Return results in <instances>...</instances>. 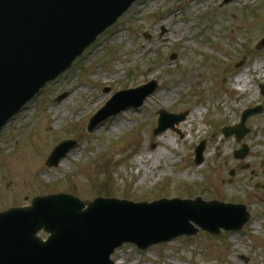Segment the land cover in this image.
<instances>
[{
	"label": "rangeland",
	"instance_id": "rangeland-1",
	"mask_svg": "<svg viewBox=\"0 0 264 264\" xmlns=\"http://www.w3.org/2000/svg\"><path fill=\"white\" fill-rule=\"evenodd\" d=\"M263 37L264 0L135 1L0 131V210L62 192L85 202L99 195L135 202L196 196L241 202L248 204L251 218L239 231L217 237L199 231L146 250L124 244L111 259L115 264H264V203L252 194V184L264 181L259 89L264 46L256 49ZM241 73L247 80L242 91L236 87L243 80L235 82ZM148 81L157 87L141 107L120 111L86 131L90 116L115 91ZM168 89L171 96L163 102ZM256 106L261 110L247 119L249 133L240 143L221 134ZM159 109L188 115L175 131L154 136ZM62 139L77 140V147L62 164L48 168L44 161ZM202 140L203 161L197 165L194 150ZM242 144L249 151L236 160L233 150ZM193 218L185 211L178 220Z\"/></svg>",
	"mask_w": 264,
	"mask_h": 264
},
{
	"label": "water",
	"instance_id": "water-1",
	"mask_svg": "<svg viewBox=\"0 0 264 264\" xmlns=\"http://www.w3.org/2000/svg\"><path fill=\"white\" fill-rule=\"evenodd\" d=\"M134 1L0 0V130ZM155 88L151 81L114 93L90 118L87 131L119 111L138 108ZM158 114L155 135L174 129L187 113ZM244 119L245 114L242 124ZM76 145L62 141L46 165L57 166ZM202 150L203 144L196 150L197 163ZM158 210L165 212L164 217L151 214ZM185 211L193 213L195 225L211 233L239 229L249 218L242 205L200 199L132 203L102 197L83 202L70 194L35 197L29 206L0 212V264H113L111 254L124 243L146 249L178 235L195 234L198 229L189 220H178ZM40 230L48 234L46 240L37 235Z\"/></svg>",
	"mask_w": 264,
	"mask_h": 264
},
{
	"label": "flooded vegetation",
	"instance_id": "flooded-vegetation-1",
	"mask_svg": "<svg viewBox=\"0 0 264 264\" xmlns=\"http://www.w3.org/2000/svg\"><path fill=\"white\" fill-rule=\"evenodd\" d=\"M236 149H234L233 150V157L236 159V160H243L244 158H242V159H238L237 158V156H235L234 155V151H235ZM248 151H249V148L247 149ZM248 151H247V153H248ZM247 153H246V155H247ZM239 155H242V153H239ZM242 167L244 168V169H246L247 168V166L246 165H242ZM233 169L230 171V176H233ZM251 174H254V172L252 171L251 172ZM253 188L255 189V191H257L256 193H255V191L252 193L253 194V197L255 198V199H257V201L258 202H262V203H264V181L263 182H254L253 184Z\"/></svg>",
	"mask_w": 264,
	"mask_h": 264
},
{
	"label": "bare ground",
	"instance_id": "bare-ground-1",
	"mask_svg": "<svg viewBox=\"0 0 264 264\" xmlns=\"http://www.w3.org/2000/svg\"><path fill=\"white\" fill-rule=\"evenodd\" d=\"M174 14L175 13H172V15L174 16ZM182 35H179V37H181ZM183 37V36H182ZM176 40V38H172V41H175ZM141 52V51H140ZM139 54L137 53L136 54V56H138ZM150 71H152L153 69L152 68H150L149 69ZM243 80V85L241 86V87H236L237 89H239V90H243V87H245V85H246V82H247V80L244 78V75L241 73V74H239V75H237L236 76V79H235V82L236 83H239L240 81H242ZM169 93H171V91H170V89H168L167 90V93H165V94H163L164 96H163V102L164 101H166L171 95H169ZM209 104H207V106H208ZM198 113V112H197ZM118 124V126H120L121 125V123L120 122H118L117 123ZM182 125L183 124H181V125H179V128L180 127H182ZM111 129V128H110ZM60 164H62V162L60 163ZM255 224H252V226H254ZM254 232L253 233H257V234H261V232L259 231V230H257V229H255V230H253ZM117 263V262H116Z\"/></svg>",
	"mask_w": 264,
	"mask_h": 264
}]
</instances>
